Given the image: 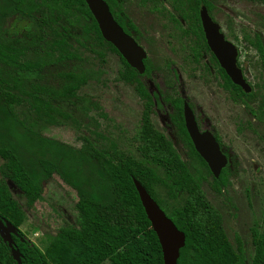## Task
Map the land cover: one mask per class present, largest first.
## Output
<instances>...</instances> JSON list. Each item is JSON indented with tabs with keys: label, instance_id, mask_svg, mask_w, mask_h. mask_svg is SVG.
Segmentation results:
<instances>
[{
	"label": "trees",
	"instance_id": "trees-1",
	"mask_svg": "<svg viewBox=\"0 0 264 264\" xmlns=\"http://www.w3.org/2000/svg\"><path fill=\"white\" fill-rule=\"evenodd\" d=\"M104 1L119 24L133 27L122 5L114 12L113 0ZM192 2L188 7L193 10L194 28L198 30L194 37L202 42L193 43L197 60L202 48L208 50L198 8L205 4L210 9V4L206 0ZM182 3L173 7L186 13ZM182 16L186 18V14ZM177 23L183 29L179 20ZM79 37L116 53L124 67L120 77L134 83L147 102L136 156L114 144L103 147L97 138L85 137L76 147L40 132L46 123L67 121L91 109L106 116L97 103L77 93L86 83L73 45V41L79 43ZM143 62L145 74L152 67L148 58ZM140 76L104 40L85 0H0V219L16 227L13 239L22 264H163L161 246L133 179L184 232L185 245L177 264H238L242 260V252L234 249L224 232L220 214L201 190L206 177L195 166L196 171L189 169L171 140L152 128L148 112L153 96ZM227 81L231 84L229 78ZM165 99L176 102L172 97ZM181 131L192 154L210 174L183 122ZM226 169L218 178L212 177L211 186L218 193L227 183ZM54 174L75 190L79 218L72 226L59 229L42 251L30 245L17 228L25 220V211L7 181L32 205L40 198L43 183ZM157 184L166 188L171 199L185 194L183 202L169 205L158 198ZM252 243L251 264H264V231L254 230ZM9 252L0 238V264H16Z\"/></svg>",
	"mask_w": 264,
	"mask_h": 264
},
{
	"label": "rangeland",
	"instance_id": "rangeland-1",
	"mask_svg": "<svg viewBox=\"0 0 264 264\" xmlns=\"http://www.w3.org/2000/svg\"><path fill=\"white\" fill-rule=\"evenodd\" d=\"M167 1L156 0L151 4L129 0L125 4L127 16L149 41L141 40L140 44L146 50L154 71L140 79L147 89L146 80L159 85V78L163 76L171 78L169 83L172 84L170 67L173 65L181 79L180 88L189 101L218 126L224 147L232 151L233 164L237 165L236 174L220 193L212 189L210 178L202 184L201 190L212 208L220 214L222 227L231 245L242 252V260L238 264H251L254 255L252 233L254 230L264 231V125L255 122L243 104H234L227 95L220 93L215 83L210 81L205 84L199 69L190 60L188 40L177 30L179 24H174L163 12V6L171 9ZM212 12L227 37L240 48V62L248 67L247 78L258 93L257 84L264 82L263 70L257 63L255 51L240 36L252 38L254 33L261 32L264 38V7L260 3L244 0H213ZM186 23L182 20L180 26L186 27ZM73 45L80 57L77 62L86 76V83L77 93L97 103L100 112L106 116L102 117L91 109L85 115L76 114L67 121L46 123L40 132L76 147L82 145L85 137L97 138L103 147L114 144L121 151L136 156L147 102L133 84L121 80L123 66L117 54L107 47L100 48L89 38L79 37V43L73 41ZM184 56H188V60H183ZM159 113H162L161 110L155 112L151 109L148 112L149 121L155 131L165 134ZM246 121L252 124L251 129L243 127ZM174 148L181 160L188 159L184 147L175 143ZM2 164L0 159V166ZM7 183L25 211L21 230L42 251L59 229L77 222L76 192L58 175H52L43 183L41 196L32 205L26 203L13 183ZM154 189L157 197L169 205L180 204L184 200L185 194L171 199L166 188L160 184Z\"/></svg>",
	"mask_w": 264,
	"mask_h": 264
},
{
	"label": "flooded vegetation",
	"instance_id": "flooded-vegetation-1",
	"mask_svg": "<svg viewBox=\"0 0 264 264\" xmlns=\"http://www.w3.org/2000/svg\"><path fill=\"white\" fill-rule=\"evenodd\" d=\"M128 1L129 0H113L112 5L113 4L114 5L112 6V9L114 10V12H117L118 9L120 8L119 5H122L121 8L126 13L125 4ZM142 1H145L146 3L150 2L151 4L156 2V0H142ZM163 1H166V0H163ZM180 1L183 2L182 3L183 9L186 13H181L173 7L175 5L180 4ZM206 1L209 2L210 9H208L205 4H200L199 8H198V14H199L200 8L202 6H205L210 18L212 19V21H214L215 23H217L219 25V27H220L219 31L224 35L225 40L230 42L232 45H234L235 50H236V57H235L236 61H235V63H236L237 68L241 71V74H242V77H243L245 83H247L248 86L250 87L249 92H245L244 89L240 85L235 84L230 79V77L227 75L226 70L221 66V64L219 63L216 56L214 55V53L209 48V46L206 42L205 36H204L203 29H202V32H203L204 40H205V43H206L209 51L205 47L202 48L200 51V55L198 56L197 60L195 59V54H194V51L192 49L193 43L195 40H197L196 42H198V43H200V45H202V42H201L200 38L195 39V37H194L195 33L198 30L196 31L194 28L195 19L193 18V10L190 7H188L191 4L193 5L192 0H168L167 2H169L171 9L169 10L165 6H163V12L164 11L166 12V15L168 16V18H170V20L174 24H177V20H179L180 22H182V20L187 21L186 27H183V29H179V27H178L177 30L179 31L180 35H182V37L187 38L188 48L190 51L189 52L190 60L192 63H195V66L199 69V75L202 77L205 84L208 85L210 81H211V83H215L216 88H218L220 93L222 92L225 95H227L228 98L230 99V101L234 102V104L235 103L243 104L246 107L249 115H251L252 119L255 122H257L258 124L264 125V82L262 81L259 84H257V88L259 91H258V93H255L254 88H253L250 80L247 78V74H246L247 71L246 70L248 69V67L240 62V57H241L240 48L238 47V45L235 43L234 40L227 37L225 32L222 30L220 23L213 16V12H212L213 0H206ZM244 1L257 2V3L262 4V6L264 7V1L263 0H244ZM182 14H186V18H183ZM112 16H113L114 20L117 22L115 16L113 14H112ZM128 20L131 22L129 17H128ZM199 20H200V16H199ZM117 24L123 29V31L126 34L131 36L139 46H141V44H140L141 40L149 43L147 38H145L144 35H142L139 31H137L133 22H131V24L134 28L131 27L130 24H126V23L124 24V26H122L118 22H117ZM200 24H201V21H200ZM175 26H177V25H175ZM201 28H202V25H201ZM240 38L243 39L244 42H246L255 51V53L257 55V59H258L257 63L259 64L261 70H263L262 73L264 75V38H263L261 32L254 33L252 38H250L248 35L240 36ZM145 52H146V50H145ZM117 57H118L119 61L121 62L118 55H117ZM147 58H148V56H147V52H146V58L145 59H147ZM183 60H188V56H184ZM122 66H123V64H122ZM151 67H152V65H151ZM170 68H171L170 70L173 73V77H172L173 83L172 84H169V80L171 81V78L169 79V77H164V76L159 78V80H160L159 85H154L153 83L149 82V80H146V82L148 83V86H149V88L148 89L146 88V89L153 96V107H152V109H154L155 112L156 111L159 112V110H161V112H162V113H159V119H160L162 129H164L167 134L166 133L164 134L163 132L162 133L167 138H169L171 140L173 146L175 143H178L180 146H182L186 149V151H187L186 155H187L188 159H186L185 161L183 160V161L188 165L189 169H191L194 172V171H196V168H197L198 169L197 172L202 173V175L205 176L206 179L210 178L212 180V177H214V176L211 173L207 163L205 162L211 175L208 173V171L204 167H202L199 164V161L192 154V151L190 150L188 142L185 138V135L181 131L182 122H183L184 127H185V121H184V115H183V106H184V103H187V105L189 106V108L192 111V114H193V117H194L198 131L200 133H203V132L210 133L213 136V138L215 139V141L217 142L221 153L224 154L226 156V158L228 159V162L220 171V173H221L222 170L227 166V169L224 173L225 178L227 180V183L225 185V187H226L229 184V180H231L232 176H234L236 174L235 169L237 168V165L233 164L235 159L233 160V158H232V151L228 150L224 147L222 140L220 138L219 132H218V130H219L218 126L213 124L212 120L205 114V112L203 110L196 109L195 106H193V104L189 101V99L187 98V96L185 95L183 90H181V88H180L181 79L178 76L177 70L174 68L173 65H171ZM123 70H124V67L122 68V71ZM144 70H145V67H144ZM153 71H154V69L152 67L149 72H147L145 74H143L144 73L143 72L142 74H140V75H142V76H140V78L143 77L144 75L151 74ZM227 78H229L231 84L227 81ZM167 79H168V81H167ZM121 80L124 81L122 78H121ZM141 82L143 83V81H141ZM133 85H134V83H133ZM242 92H244L245 94L250 93V95L247 97L243 96ZM154 96H157V98L155 99ZM167 97H172L174 99V101H176V102H174L172 104L170 102H167L165 99ZM258 98H259V100H258ZM179 105H181V111L179 109ZM243 127L245 129H251L252 124L249 121H246V123L243 124ZM185 130H186V127H185ZM186 132H187V130H186ZM187 134H188V132H187ZM190 141H191V139H190ZM191 143H192V141H191ZM192 145H193V143H192ZM193 147H194V145H193ZM206 179L203 181V183L206 181ZM223 189H221V191ZM17 228H19L21 230L20 226H18ZM23 234H24V232H23ZM15 235H16V229L14 232L11 233V238L13 241L12 245L14 248H16V243H15V240L13 239V236H15ZM24 239L30 245H34L28 238L25 237ZM2 242L9 248V251H10V247H9L8 243L4 242L3 240H2ZM10 255H11V253H10Z\"/></svg>",
	"mask_w": 264,
	"mask_h": 264
},
{
	"label": "water",
	"instance_id": "water-1",
	"mask_svg": "<svg viewBox=\"0 0 264 264\" xmlns=\"http://www.w3.org/2000/svg\"><path fill=\"white\" fill-rule=\"evenodd\" d=\"M85 2L104 40L111 43L126 62L139 74H142L144 72L143 60L146 58L145 50L117 24L104 0H85ZM199 16L209 48L226 70L230 79L235 84L240 85L245 92H249L250 87L245 83L241 71L235 63L236 50L234 45L225 40L224 35L219 31V25L212 21L205 6L200 8ZM183 115L186 130L195 150L207 163L213 176L217 178L228 159L221 153L217 142L210 133L198 131L192 111L187 103H184ZM133 182L141 205L161 246L163 264H177L180 249L185 245L184 232L180 231L173 221L166 216L140 182L136 179H133ZM15 229L9 221L0 219V237L8 243L11 256L16 264H22L19 250L12 245L11 233Z\"/></svg>",
	"mask_w": 264,
	"mask_h": 264
}]
</instances>
